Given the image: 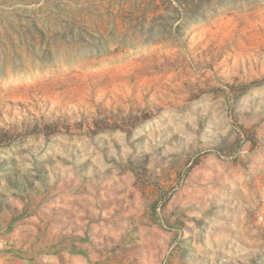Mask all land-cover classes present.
Masks as SVG:
<instances>
[{
  "label": "rangeland",
  "instance_id": "rangeland-1",
  "mask_svg": "<svg viewBox=\"0 0 264 264\" xmlns=\"http://www.w3.org/2000/svg\"><path fill=\"white\" fill-rule=\"evenodd\" d=\"M0 264H264V0H0Z\"/></svg>",
  "mask_w": 264,
  "mask_h": 264
}]
</instances>
